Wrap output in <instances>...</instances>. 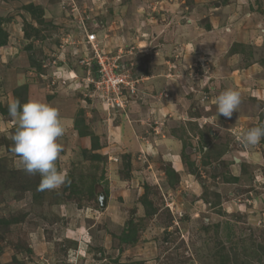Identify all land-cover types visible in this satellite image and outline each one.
I'll return each mask as SVG.
<instances>
[{
    "label": "rangeland",
    "instance_id": "rangeland-1",
    "mask_svg": "<svg viewBox=\"0 0 264 264\" xmlns=\"http://www.w3.org/2000/svg\"><path fill=\"white\" fill-rule=\"evenodd\" d=\"M0 18V104L26 87L21 100L59 109L70 181L36 201L22 191L16 125L0 112V220H19L0 226V264H264V220L247 201L264 196V138L237 139L264 124V0H0ZM92 32L124 76L118 91L98 84ZM230 87L242 102L226 118L215 99ZM175 148L178 181L164 165Z\"/></svg>",
    "mask_w": 264,
    "mask_h": 264
},
{
    "label": "clouds",
    "instance_id": "clouds-1",
    "mask_svg": "<svg viewBox=\"0 0 264 264\" xmlns=\"http://www.w3.org/2000/svg\"><path fill=\"white\" fill-rule=\"evenodd\" d=\"M25 83L23 77L17 79V86ZM241 102L239 90L231 87L224 90L215 99L218 115L231 118ZM8 114L16 125L11 137L14 142L11 150L20 157L27 174H40L42 179L38 190L58 189L69 183L67 174L58 169L56 163L63 151L59 138L66 132V122L59 109L42 100L29 98L23 104L19 100L9 102ZM262 138L264 124L251 127L243 136L237 137L245 147L257 145Z\"/></svg>",
    "mask_w": 264,
    "mask_h": 264
},
{
    "label": "trees",
    "instance_id": "trees-1",
    "mask_svg": "<svg viewBox=\"0 0 264 264\" xmlns=\"http://www.w3.org/2000/svg\"><path fill=\"white\" fill-rule=\"evenodd\" d=\"M24 8L31 14V16L34 18V19H39L40 22H42L41 20V17H43L44 13H45V9L42 5H39V4H33V3H29V4H26L24 6ZM10 20H4L2 18H0V48L3 47V46H6L9 42V34L6 30V28H4V24L7 22L9 23ZM23 30L25 32V37L26 38H33V37H38V35L40 34L41 30L39 27H35L32 23H29V22H26L24 24V27H23ZM238 46H242L241 44H238ZM36 53V52H35ZM31 57L33 58V63H36V60H35V56H33L31 54ZM94 68H97L96 67V64L94 65ZM26 91V87H20L19 88V93L18 91L15 90V92L13 93L14 94V100H19L21 102V104H23L24 102H26V98L25 100L22 99L21 100V97H22V93ZM8 104H5V105H1L0 104V112H2V114L4 115H8ZM77 122V127L79 129L80 125L78 123V120L76 121ZM185 146V144H184ZM183 152V151H182ZM209 150L206 152L208 155H209ZM223 153L220 155L222 157ZM210 156V155H209ZM220 156H218V158H220ZM185 158V157H184ZM212 158V157H210ZM166 164V165H165ZM164 165L167 167L166 168V173L168 175V179H172V178H176V181L179 180V173L174 169V167L172 166V163L165 160L164 161ZM190 169L192 172H195L192 168H193V163H190ZM13 170L11 169H8V172L9 173H12ZM0 173H1V170H0ZM25 171H16L14 172V175H16V182H18L20 184V187L22 189V191H30V190H33L34 191V201H36L38 198L40 199L42 197L41 195V191L38 190V186L41 182V179H40V175L39 173H37V176L36 178L37 179H31L29 175H25ZM27 174V173H26ZM18 176H19V179H18ZM240 178L236 177V176H233L231 178V181L230 182H237ZM44 193V192H42ZM96 196V195H94ZM36 199V200H35ZM19 220L17 219H1L0 220V226L1 227H9L13 224H16L18 223ZM130 227V226H129ZM130 234H128L125 238V240H123V242L127 243L128 240H130ZM134 241V239L132 240ZM19 260H17V258H14V260L11 262V263H6V264H19Z\"/></svg>",
    "mask_w": 264,
    "mask_h": 264
},
{
    "label": "built area",
    "instance_id": "built-area-1",
    "mask_svg": "<svg viewBox=\"0 0 264 264\" xmlns=\"http://www.w3.org/2000/svg\"><path fill=\"white\" fill-rule=\"evenodd\" d=\"M86 37L88 44H91L94 49V57L96 58V65L100 75L98 84L104 86L107 90L118 91L122 84L125 83V80L122 73L119 72L116 61L111 62L101 54L96 33H87ZM116 103L118 106H122L121 103Z\"/></svg>",
    "mask_w": 264,
    "mask_h": 264
},
{
    "label": "crops",
    "instance_id": "crops-1",
    "mask_svg": "<svg viewBox=\"0 0 264 264\" xmlns=\"http://www.w3.org/2000/svg\"><path fill=\"white\" fill-rule=\"evenodd\" d=\"M97 35V34H96ZM97 37H98V35H97ZM263 40H264V37L262 38ZM99 41V40H98ZM171 147H169V149H170ZM175 151H172V152H170L169 153V156L168 155H166L167 157H168V159H167V157H166V159L165 160H167V161H169V162H171L172 164H173V167H174V169H176V171L179 173V175H180V173H181V171L177 168L178 166V163L180 162L179 161V158H178V151L176 150V148L174 149ZM166 152V150H164V153ZM253 152H255V151H253ZM225 156V155H224ZM224 156H222L221 157V159H223V157ZM252 158H255V159H257L258 160V162L259 163H262L263 164V162H262V160H260V159H258V158H256V157H253V156H251ZM237 158L239 159V162H242L243 161V158L242 157H234V159H235V161H237ZM183 176V175H182ZM234 176H236V177H239L240 175H238V174H234ZM234 183V182H233ZM259 187V186H258ZM248 193H251L250 192V190H249V192ZM232 194V193H231ZM233 195H235L234 193H233ZM252 195H253V192H252ZM251 194H249V196L247 197V201L249 202V203H252L253 202V205L252 204H250L251 205V207H249L248 206V208H250L251 209V211H252V213L255 215V216H257L258 217V219H260V220H264V212H262V210H259L260 209V203H261V200L264 198V196H263V194L262 193H260V195H258V196H252ZM238 198H239V200H241L240 199V197L239 196H241V195H236ZM233 205V204H232ZM238 206V205H237Z\"/></svg>",
    "mask_w": 264,
    "mask_h": 264
},
{
    "label": "water",
    "instance_id": "water-1",
    "mask_svg": "<svg viewBox=\"0 0 264 264\" xmlns=\"http://www.w3.org/2000/svg\"><path fill=\"white\" fill-rule=\"evenodd\" d=\"M98 197H99L98 200H99L100 208H101L102 210H104L105 207L107 206V195L105 194L104 191H100V192L98 193Z\"/></svg>",
    "mask_w": 264,
    "mask_h": 264
}]
</instances>
